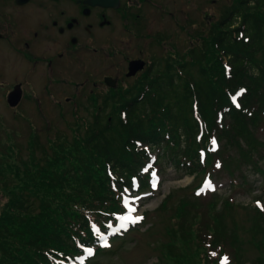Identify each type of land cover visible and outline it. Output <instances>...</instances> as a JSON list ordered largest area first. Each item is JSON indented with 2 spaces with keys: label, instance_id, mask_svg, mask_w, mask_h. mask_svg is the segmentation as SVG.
Returning <instances> with one entry per match:
<instances>
[{
  "label": "trees",
  "instance_id": "16d2710c",
  "mask_svg": "<svg viewBox=\"0 0 264 264\" xmlns=\"http://www.w3.org/2000/svg\"><path fill=\"white\" fill-rule=\"evenodd\" d=\"M217 21L199 47L173 62L161 59L141 87L116 93L114 103L104 100V108L96 106L93 120H85L86 134L75 130L78 147L58 143L40 159L34 151L27 180L13 186L0 220V264H55L82 254L84 245L101 251V235L109 234L123 210L120 196L150 188L154 169L171 165L195 177L210 176L216 162L225 161L232 188L241 184L235 169L244 177L247 163L260 172L264 140L256 131L264 125V0L234 3ZM112 106L117 113H105ZM200 197L194 198L196 210ZM208 205L206 214L195 216L205 222L197 229L202 247L204 229L210 244H217L210 218L219 220L221 214L214 195ZM182 213L188 219L192 208ZM182 213L175 215L180 232L192 231L196 221L184 227Z\"/></svg>",
  "mask_w": 264,
  "mask_h": 264
},
{
  "label": "rangeland",
  "instance_id": "374dc122",
  "mask_svg": "<svg viewBox=\"0 0 264 264\" xmlns=\"http://www.w3.org/2000/svg\"><path fill=\"white\" fill-rule=\"evenodd\" d=\"M189 1L186 0L185 4H190ZM239 1L241 0H218L213 3L212 0H198L199 9L196 7L194 10L189 6L185 10V14L187 13L192 19L188 22L183 15L184 10L181 9L183 0H179L176 5L179 8L177 17L180 25H177L171 15L155 22L157 27L168 28L169 38L164 45L155 39L149 40L151 45L149 52H152L155 58V54L159 55L163 49H166L168 57L166 56L165 60L173 62V59L185 55L192 47H199L205 38H209L212 26L220 20L228 6ZM111 27L112 29L106 27V40H109L111 35L112 40L117 44L116 31L113 26ZM142 42L127 41L114 47L110 45L109 40L106 51L110 46L109 50L112 52L103 55L100 68L93 67L90 62V67L87 68L89 72H86V67L77 65L73 58L71 69L70 65L67 71H59L58 81L52 89L49 88L54 94L53 98L49 96L48 88L45 89L47 87L44 82L45 76L41 73L40 78L36 79L35 89L29 91L35 92L37 96H41L43 102L50 104V107L46 108L48 114L46 120H42V112L35 107L29 109L32 111L25 109L24 113L29 114L27 116L13 117L11 108L0 92V118L4 117L0 120V220L4 212L9 210L7 206L13 186L27 180V170L34 165V161L31 160L34 151L37 153V159H40L45 155L44 152L51 154L52 147L58 143L60 146L78 147L74 139L75 130L79 129L83 135L86 134V121L93 120L91 113L98 106L104 108V100L109 99L114 103L113 97L116 93L141 87L144 76L124 82L126 74H123V69L128 65V57L134 56ZM88 51L92 52L91 49ZM97 56L99 54L96 55L94 65H99L100 59ZM121 73L122 83L119 88L116 86L114 89L102 81L106 75L120 76ZM95 81L103 85L99 84L98 88H95L93 85ZM113 106L106 109L105 113L107 110H114ZM256 132L258 137L264 140V125ZM259 148L264 154V146ZM232 153L239 156L236 150ZM152 157H156V153H153ZM260 165L263 168L257 172L252 168V164H244L242 166L244 177L238 174L239 168L235 169V176L241 183L235 188H232V176L225 168V161L223 166L217 161L215 167L210 169L212 170L210 176L200 173L195 177L177 171L171 165H166L163 171L154 169L150 188L142 192L136 191V198L120 196L119 201L122 206L124 202L133 211L124 229L117 228L113 235L109 234L104 240L105 244L100 246L102 250L96 254L83 258L80 262L77 259L80 254L65 261L68 264L72 262L75 264H225L226 257L227 264H251L257 259H261L264 263V161ZM80 194V198L86 197L85 191ZM195 195H203L199 198V210L194 207ZM213 195L221 214L219 220L210 218L217 230V244L216 246L210 244L213 239L209 238L207 229H204L203 238L206 247H202L197 229L199 223L203 227L205 222L196 221V217L198 212L206 214L209 210V199H212ZM226 197L232 201L233 206L226 204L224 200ZM188 208H192V213L188 215L189 220L185 213H182ZM181 213L186 219L184 227L190 228V224L196 221L197 225L191 227L192 231L180 232V218L175 215ZM136 218L140 219L132 223ZM172 243L177 244L179 248H175Z\"/></svg>",
  "mask_w": 264,
  "mask_h": 264
},
{
  "label": "flooded vegetation",
  "instance_id": "af4514ba",
  "mask_svg": "<svg viewBox=\"0 0 264 264\" xmlns=\"http://www.w3.org/2000/svg\"><path fill=\"white\" fill-rule=\"evenodd\" d=\"M178 1L0 0V92L11 108L13 117L27 116L29 114L24 113L25 109L32 111L29 109L35 107L42 112V120L48 119L46 108L50 107V104L43 102L41 96H37L35 92L29 91L35 89L36 79L44 73L47 86L45 89L48 88L49 96L53 98L54 94L49 88L52 89L58 81V72L67 71L74 63L73 58L77 65L86 67V72H89L87 68L90 67V62L93 67H102L103 55L112 52L109 50L110 46L106 51L109 40L110 45L114 47L127 41H143L136 52L134 50V56L127 59L128 65L123 69V74H126L124 82L131 78L151 76L153 68L158 67L161 59L168 57V51L163 49L159 55L155 54L154 58L152 52H149L151 45L148 41L155 39L163 45L167 42L168 28L155 26V22L162 21L165 16L171 15L177 25H180L177 17ZM197 1L190 0V4L186 5V0H183L181 9L184 10L183 15L188 22L192 19L185 14V10L189 6L194 10L196 7L199 9ZM216 1L218 0H212L213 3ZM111 26L116 31L117 44L111 35L110 39L106 40V27L112 29ZM90 49L92 52L88 51ZM120 50L123 51L121 48ZM97 54L100 62L99 65H94ZM149 57L151 59H148ZM135 59L143 60L144 68L128 76L130 62ZM71 67L72 65L70 69ZM120 76L106 75L102 81L105 82L106 77H113L119 88L122 73ZM99 84L102 83H93L95 88H98ZM14 89L21 91V100L18 104L11 105L9 96Z\"/></svg>",
  "mask_w": 264,
  "mask_h": 264
},
{
  "label": "water",
  "instance_id": "95a60500",
  "mask_svg": "<svg viewBox=\"0 0 264 264\" xmlns=\"http://www.w3.org/2000/svg\"><path fill=\"white\" fill-rule=\"evenodd\" d=\"M143 68H144L143 60H140V59L132 60L130 62V65H129V72L127 73V75L128 76L134 75V74H136L137 71H139L140 69H143ZM113 80H114L113 77H106L105 78V82L108 85H110L112 87H116L117 84ZM20 100H21V91L14 89L9 96V102L11 103V105H16V104H18V102Z\"/></svg>",
  "mask_w": 264,
  "mask_h": 264
},
{
  "label": "snow or ice",
  "instance_id": "6c2138e0",
  "mask_svg": "<svg viewBox=\"0 0 264 264\" xmlns=\"http://www.w3.org/2000/svg\"><path fill=\"white\" fill-rule=\"evenodd\" d=\"M138 219H140V218L133 219L132 220V223L138 222ZM224 259H225V264H227V258L225 257Z\"/></svg>",
  "mask_w": 264,
  "mask_h": 264
}]
</instances>
